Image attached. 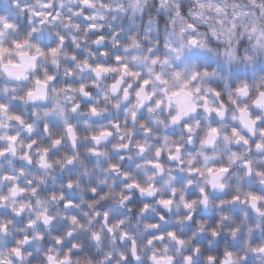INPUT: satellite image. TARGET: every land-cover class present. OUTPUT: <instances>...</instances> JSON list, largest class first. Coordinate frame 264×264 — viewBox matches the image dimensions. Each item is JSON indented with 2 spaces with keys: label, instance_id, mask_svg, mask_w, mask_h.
<instances>
[{
  "label": "clouds",
  "instance_id": "1",
  "mask_svg": "<svg viewBox=\"0 0 264 264\" xmlns=\"http://www.w3.org/2000/svg\"><path fill=\"white\" fill-rule=\"evenodd\" d=\"M0 264H264V0H0Z\"/></svg>",
  "mask_w": 264,
  "mask_h": 264
}]
</instances>
